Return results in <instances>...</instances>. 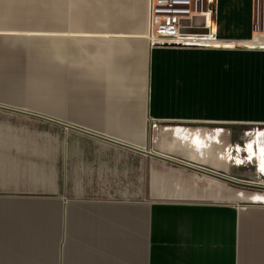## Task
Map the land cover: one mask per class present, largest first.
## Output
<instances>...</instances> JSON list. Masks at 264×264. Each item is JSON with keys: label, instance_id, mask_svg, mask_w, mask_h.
<instances>
[{"label": "crops", "instance_id": "1", "mask_svg": "<svg viewBox=\"0 0 264 264\" xmlns=\"http://www.w3.org/2000/svg\"><path fill=\"white\" fill-rule=\"evenodd\" d=\"M261 34L264 0H214L178 47L149 43L148 0H0V106L68 131L61 185L0 194V264H264V205L139 153L149 123L264 125ZM212 131L166 128L157 153L223 172Z\"/></svg>", "mask_w": 264, "mask_h": 264}, {"label": "rangeland", "instance_id": "2", "mask_svg": "<svg viewBox=\"0 0 264 264\" xmlns=\"http://www.w3.org/2000/svg\"><path fill=\"white\" fill-rule=\"evenodd\" d=\"M200 21H198L199 23ZM203 32L207 34L206 30ZM182 127L189 129L208 130L202 133V138H214V133L219 130L220 145L214 147L217 151L216 167L223 172L212 168L204 167L230 178L252 182L257 185L264 183V175L256 171L255 164L244 162L248 156L254 158L257 155L258 147L263 156L264 162V125H227V124H147L148 141L144 146L145 151L157 153L158 146L155 139H163V131L166 128ZM68 131L61 127L46 122L45 120L32 118L29 116L13 113L0 109V194H12L19 196H36L42 192L54 191L59 183L61 185V174L64 170L62 160V147L59 142L65 138ZM58 142V145H57ZM247 143L251 147L244 148ZM222 155V156H220ZM219 156V157H218ZM182 160L180 156H173ZM238 160L235 164L228 158ZM244 162V165L242 164ZM254 162V161H253ZM161 166H166L163 162L156 161ZM219 163V164H218ZM174 168L177 175L181 177L191 176L199 189L206 187L207 183L214 182L224 187L225 190L234 191L240 195V202H216L224 204H238L241 206L257 204L264 205L263 202L253 201L255 196L264 200V192L235 188L231 185L219 182L210 177L190 172L179 167L167 165ZM161 171V167H155ZM60 178V179H57ZM262 186V185H261ZM204 202H215L205 200Z\"/></svg>", "mask_w": 264, "mask_h": 264}, {"label": "built area", "instance_id": "3", "mask_svg": "<svg viewBox=\"0 0 264 264\" xmlns=\"http://www.w3.org/2000/svg\"><path fill=\"white\" fill-rule=\"evenodd\" d=\"M213 3L214 0H148L149 43L156 47L203 45V39L208 37ZM194 30H206L207 34H192ZM251 41L263 44L264 34L251 36Z\"/></svg>", "mask_w": 264, "mask_h": 264}, {"label": "water", "instance_id": "4", "mask_svg": "<svg viewBox=\"0 0 264 264\" xmlns=\"http://www.w3.org/2000/svg\"><path fill=\"white\" fill-rule=\"evenodd\" d=\"M191 33L192 34H197V35L205 34L202 30H194ZM0 109L1 110H6V111H11L13 113H17V114H21V115H25V116H29V117H32V118L41 119V120H45V121L56 123L53 120H50L49 118H45L43 116L36 115V114H31L29 112H24V111H21V110H15V109L6 108V107H2V106H0ZM59 125H61V124H59ZM66 127L69 128V129H72V130H75V131H79L81 133H85L87 135L99 138V139H102V140H105V141H109V142H113L115 144L122 145L119 142L104 138L103 136H99V135L93 134L91 132H86V131L80 130L78 128H74L72 126H66ZM130 149H132V148H130ZM139 153H141L143 155H146V156H149V157H151V158H153L155 160L161 161V162H163V163H165L167 165H172V166L179 167V168H182V169L190 171V172H194V173H198V174L210 177V178H212L214 180H217L219 182L231 185V186H233L235 188L264 192V186L257 185V184L252 183V182L236 180V179L230 178L228 176H225L222 173H219V172L204 168L202 166H198V165H195V164H191V163L183 162V161H180V160H176V159H173V158H170V157L158 154V153L147 152V151H145L144 149H141V148H139Z\"/></svg>", "mask_w": 264, "mask_h": 264}, {"label": "bare ground", "instance_id": "5", "mask_svg": "<svg viewBox=\"0 0 264 264\" xmlns=\"http://www.w3.org/2000/svg\"><path fill=\"white\" fill-rule=\"evenodd\" d=\"M261 160L263 161V156L261 157ZM260 166L262 167L259 168V172H261L260 174L264 175V162H262ZM261 185L264 186V183H261ZM253 200L261 201L256 197H254Z\"/></svg>", "mask_w": 264, "mask_h": 264}]
</instances>
